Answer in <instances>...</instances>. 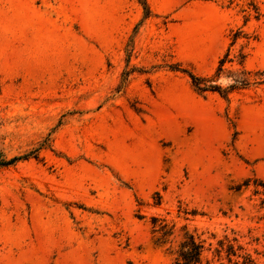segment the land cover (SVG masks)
<instances>
[{"label": "rangeland", "instance_id": "1", "mask_svg": "<svg viewBox=\"0 0 264 264\" xmlns=\"http://www.w3.org/2000/svg\"><path fill=\"white\" fill-rule=\"evenodd\" d=\"M0 155V264H264V0H0Z\"/></svg>", "mask_w": 264, "mask_h": 264}, {"label": "trees", "instance_id": "2", "mask_svg": "<svg viewBox=\"0 0 264 264\" xmlns=\"http://www.w3.org/2000/svg\"><path fill=\"white\" fill-rule=\"evenodd\" d=\"M143 7L147 12H149L146 1H142ZM254 9L257 10V7L254 5ZM235 37V36H234ZM224 58H220L218 63L217 72L221 70V66L223 65ZM218 75V74H217ZM216 75V76H217ZM191 78L192 85L195 91L199 94H202L207 91L218 92L221 96L227 98L229 90L222 89L219 84L207 82H214L213 78H201L197 77L191 73H189ZM247 83L246 79H242L240 81L241 85H245ZM233 88V85H232ZM19 157H13L10 159H4L0 155V165H10L15 162ZM165 219L153 216L151 217V233L152 238L155 243L159 246H163L167 244L170 238L174 235V225L170 227L165 223ZM185 229V227H184ZM172 254L174 255L176 264H199L201 262V254L203 251V247L200 243L195 240V237L192 233H188L187 231L181 236V239L175 245V248L172 249Z\"/></svg>", "mask_w": 264, "mask_h": 264}]
</instances>
